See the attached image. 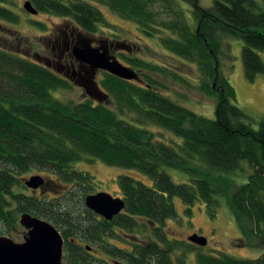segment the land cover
<instances>
[{
  "label": "trees",
  "instance_id": "obj_1",
  "mask_svg": "<svg viewBox=\"0 0 264 264\" xmlns=\"http://www.w3.org/2000/svg\"><path fill=\"white\" fill-rule=\"evenodd\" d=\"M30 1L39 13L71 19L88 34L111 27L99 6L133 21L147 38H158L165 50L196 64L200 90L217 101L216 117L206 118L173 101L152 75L167 73L186 83L183 77L131 56H123L124 62L138 71L140 81L107 72L100 81L116 109L90 97L80 103L62 101L55 93L74 83L30 59L27 49L20 54L25 39L14 45L0 42V236L13 237L21 216L29 213L61 232L67 264H264V119L256 129L236 105L237 93L220 61L227 37L239 38L247 81L264 76V1L215 0L211 8L195 1L190 11L194 24L179 0ZM156 5L166 9L168 21ZM11 6L10 0H0V33L5 23L21 22ZM166 32L170 36H163ZM148 126L183 142L161 140ZM86 160L135 170L151 184L119 176L126 207L106 220L85 204L98 186L91 173L75 168ZM245 166L251 170L248 175ZM170 169L185 174L187 181L175 182ZM34 171L56 176L50 181L62 190L60 195L30 194L23 179ZM175 198L183 202L187 217L203 204L213 220L225 200L241 230L240 241L261 250V256L236 258L171 239L166 224L179 218Z\"/></svg>",
  "mask_w": 264,
  "mask_h": 264
},
{
  "label": "rangeland",
  "instance_id": "obj_2",
  "mask_svg": "<svg viewBox=\"0 0 264 264\" xmlns=\"http://www.w3.org/2000/svg\"><path fill=\"white\" fill-rule=\"evenodd\" d=\"M10 1L14 5L11 7L21 15V22L19 25L5 23V27L2 28V33H0V42L5 44L9 42L14 45L15 43L19 44V38L22 40L25 39V41H27V43L30 42V44L28 45L23 41L19 48L20 54L23 55L27 53L26 55L30 59L42 62V64L47 67L49 66L53 72L59 74L52 66L50 67V62L57 60L53 56L52 49L56 45V36L60 34V30L64 29L66 25L72 23L71 19L59 18L46 13L32 15L24 9V4L28 0ZM195 1H198L203 8H211L215 0H179L180 7L183 8L185 15L193 24L194 22L191 19L190 11L192 7L191 4H194ZM258 1L263 3L264 0ZM99 7L111 25L110 29H105L106 32L103 33V36L108 39L123 42L133 49L132 53L129 55L119 54L118 56V53L116 51L114 52V55L118 56L122 63L125 64L123 56L136 57L166 69L168 74H177L183 77L186 83L175 81L174 78L167 75V73H165L166 75L161 73L152 75V77L157 79L164 86L161 92L170 97L173 101L206 118L215 119L217 101L215 98L207 97L200 90L202 76L196 64L187 62L165 50L158 38H147L139 31L137 25L133 21L120 17L106 6ZM156 8L162 13L161 18L168 21L169 16L166 9L161 5H156ZM36 21L42 23L41 26H37L34 23ZM13 30H17L18 32ZM117 35H119V37ZM163 36H170V33L166 32ZM26 45L28 46L26 47ZM30 45L31 50H29ZM243 47L244 42L241 39L227 37L226 43H224V55L220 60L221 69L237 93L236 105L248 116L253 127L257 129L259 122L264 119V76H260L253 83L247 81L242 60ZM12 49L17 51L15 46ZM24 49H27L25 53ZM261 57L264 60V53H261ZM135 71L138 72L136 69ZM101 80L102 75H99L97 77L99 84ZM55 95L62 101L74 103H80L89 98L84 89L75 84L72 89L61 90L55 93ZM106 104L111 109H116L114 104L110 101H107ZM126 118L133 123L136 121L133 115H127ZM148 128H151L158 134L161 140H165L166 142L173 141L180 144L183 142L182 138L174 136L163 129L155 126H148ZM75 168L80 171L91 173L95 177L98 184L96 193L106 192L114 197L121 198L120 188L117 183V179L121 175H127L147 184H151L147 177L135 170L110 167L99 160L82 161L77 163ZM245 168L246 175L250 174L251 170L249 167L245 166ZM168 172L177 183L187 181V176L180 171L170 169ZM34 175L44 177L46 186L44 190L38 189L33 191L28 189L30 194L33 192H35V194L43 192V194L48 193L51 198L60 195L62 190L60 191L58 187L50 181V179H56V176L49 173L34 171L26 174L23 182L25 183V180L30 179ZM174 203L179 218L178 220H170L166 224V232L171 239L189 242L190 236L198 234L206 237L208 240L207 246L204 247L205 251H222L230 256L243 259H257L261 256V250L250 248L240 241L242 237L241 230L225 200H223L218 210L217 218L214 220L209 217L206 206L203 204L197 205L194 208L192 218H189L184 212L185 206L183 202L175 198ZM25 232L26 230L19 223L16 232L11 238L16 242H22ZM112 242L120 247H128L124 241L112 240ZM253 244L258 247V242H256V240ZM194 261L195 256L192 255L190 262L194 263Z\"/></svg>",
  "mask_w": 264,
  "mask_h": 264
},
{
  "label": "water",
  "instance_id": "obj_3",
  "mask_svg": "<svg viewBox=\"0 0 264 264\" xmlns=\"http://www.w3.org/2000/svg\"><path fill=\"white\" fill-rule=\"evenodd\" d=\"M24 9L32 15L39 14L30 0L24 4ZM123 49L132 51L128 46ZM74 54L79 62L88 66L83 72L75 74L72 81L98 103H105L110 98L97 81L100 70L123 80L140 81L138 72L111 56L108 49L94 48L92 42L77 47ZM25 185L34 191L44 190L46 180L40 175H34L25 180ZM85 204L88 209L106 220H113L126 207L122 198L106 192L89 195ZM19 223L26 230L22 242L0 236V264H67L64 260L65 239L52 223L29 213L23 214ZM189 242L199 247H206L208 244L207 238L198 234L190 236Z\"/></svg>",
  "mask_w": 264,
  "mask_h": 264
},
{
  "label": "flooded vegetation",
  "instance_id": "obj_4",
  "mask_svg": "<svg viewBox=\"0 0 264 264\" xmlns=\"http://www.w3.org/2000/svg\"><path fill=\"white\" fill-rule=\"evenodd\" d=\"M71 21L72 23L66 25L64 29L60 30V34L56 36V45L53 47L52 51L54 58L57 60L50 62V67L52 66L53 69H55L59 74L63 75L64 78L69 80L71 83H73L72 80L75 74L78 75L80 72H83L87 69L88 65L79 62L74 54L77 47H82L86 45L87 42H92V46L94 48L108 49L109 54L113 57H116L119 61V54L129 55L132 53L133 49L131 46L126 45L118 40L105 38L103 33H105L106 30H101L96 34H88L83 31L73 20ZM117 36L119 37V35ZM126 46L130 47L132 51L128 52L127 50L123 49V47ZM115 51L118 53V56L114 55ZM103 73L104 71L100 70L97 77L99 75H103Z\"/></svg>",
  "mask_w": 264,
  "mask_h": 264
}]
</instances>
